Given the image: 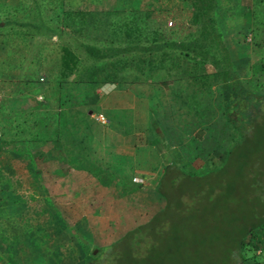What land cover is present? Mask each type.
I'll use <instances>...</instances> for the list:
<instances>
[{
	"label": "rangeland",
	"instance_id": "obj_1",
	"mask_svg": "<svg viewBox=\"0 0 264 264\" xmlns=\"http://www.w3.org/2000/svg\"><path fill=\"white\" fill-rule=\"evenodd\" d=\"M59 3L62 4L64 9L69 11H81L85 16L88 12L93 11H146L159 7L163 10H169L166 13L168 16L164 15V18H162L161 14H157V17L154 14L155 17L153 18V22L158 24V22L161 21V23L159 22L158 24L159 32L165 33L159 41H162L164 37H168L178 42L182 41L181 39L186 35V32L183 30V27L186 28V18L188 17L184 13L185 9L188 8L185 0H0L1 8L5 9L6 6L9 8L7 14H0V25H3L1 24L2 20H9L6 23L5 29L2 30V32L0 31V136L2 135V137L6 141H10V143L16 144V142L23 140L25 145H28L29 142H27V140H30L32 135L28 133L37 131L43 132L46 131V129L48 132V130L57 129V113H59V110L66 109L62 108L63 101H69V99L72 101L76 98L75 89L72 87V80L76 78L82 80L84 78L82 75L85 74L87 66H92V64H94V62L91 63V61L84 56L86 55L84 44L98 43L99 45L110 40V37L106 35L108 34L106 28H104L103 32L99 27L95 29L84 24L85 26H83L80 31H75L70 27H63L56 23L51 17L54 15V9H56V7L59 9ZM15 4H17V8L22 12H15ZM218 4L219 9L217 13L224 19L228 16L236 15V12L239 13L231 22L225 20L226 29L229 27L231 28V30H225V32L229 45L233 44L238 47L237 50L236 48L234 50L232 49L234 52L232 56L238 69L241 70L240 75L242 77H250L253 72L251 60L254 59L257 61L258 55L261 53L258 45L253 41L256 40L262 43L263 35L257 28L256 30H253L255 28L251 30V25H249V23L252 16L250 10L248 12L243 10V6L252 7L251 11L264 13V0H218ZM36 6H38L42 12L41 15H30L31 12L36 10ZM1 10L2 9H0V11ZM180 10H184V12H181V15L176 12ZM175 14H178L179 17H176ZM27 16L36 22L38 19L43 20L42 22L44 24L42 26L45 28L40 27L35 29L33 26L29 25L31 23L28 22L26 25L25 19ZM178 22H181L183 27L179 28ZM149 25L150 23H143V25H140L139 29H143L144 27L147 28ZM169 29L176 32L171 34V30L168 31ZM140 32H142V30ZM132 34L135 35V32L132 31ZM140 39H142L141 36ZM110 44H112V42ZM66 53L73 55V57L67 56V63L65 64L62 61V55ZM151 54L145 55L144 53H139L138 57H133L135 60H131L130 64L137 63L136 59H139L140 64L145 65L144 62L141 63V58L144 59L147 57L151 60H157L162 59V57L166 55L161 51H154ZM131 57L132 56H130V59ZM262 58L264 59V54ZM183 59L184 58H180L178 61L180 60L181 63ZM95 63L102 67L101 73L96 75L97 77L102 75L105 71L110 72L114 66L111 62L107 63L105 61L103 64L98 62ZM180 71L178 70L177 72ZM258 76L262 77L263 75ZM141 78L145 79L141 74L138 76H132L131 73L125 75V79L128 81H139ZM243 82H245V80H243ZM69 93L71 96H69ZM157 102L161 104L160 101ZM89 110L95 112L93 107L87 108L84 112H88ZM148 112L150 115L157 114L151 102L148 104ZM146 113L147 112H145V114ZM114 115H117V113H114ZM205 131L207 135H212L213 131L222 133V124L216 121L215 124L213 123ZM25 136H27V138H24ZM13 139L14 141H12ZM54 142L57 143V145H61L59 140H55ZM10 143H0V208L7 209L16 221L13 224L12 217L6 212L0 217L1 234H3V237L0 238V250H2L0 252V264H9L6 260L7 257L14 260L15 251L12 246L15 229L12 225L21 227L22 235L24 229H27L28 233L29 228L27 225L31 222L29 206L37 202L38 198L36 195H38V197L41 193L43 195V192L46 191V186L50 187L53 191L52 195L57 197L50 201L48 200L49 206H51L50 208L52 209L51 215L55 214L57 219L60 220H62V217L69 219L70 216L71 219H73L75 216V210H73L74 202L72 200H67L65 196L62 197L61 184L66 176L61 174L59 169L56 168L46 172L41 171L37 168L38 160H34V163H32L33 154L37 149L51 147L52 143L46 141L37 144L38 146H26L27 149L30 150L21 157L17 156V152L13 150L15 144L12 146ZM53 147L54 145H52L51 148ZM191 149H193L191 143L187 144V146L182 145V147L179 148V155L181 157L179 160L176 159V161L174 160L175 162L172 161L171 164L166 165L169 166L165 167L167 171L166 174L174 175V170L177 168H179V170H181V168H188L189 170L186 169L187 171L192 170L199 173L196 174V178L198 179L195 181L191 180V184H193L191 188L201 187V184L205 183L204 180L212 178V175L206 173V170H212L220 165L221 159H223V152L214 153L209 156L206 161H201L198 158L188 163L182 161L185 151L191 152L187 151ZM44 165L45 163L41 164L43 169ZM41 166L39 167L41 168ZM204 167L207 169L205 170ZM33 171H37V173ZM39 172L40 174H38ZM204 174H206V176L202 178ZM219 176L221 177V183L228 179V175L224 173H221ZM39 177H41V179ZM169 181V177L164 176L159 184L154 186V189L151 188V191L155 192L156 195L159 194L158 191L162 194V196L159 194L162 198H159V201L163 206L159 205L158 207V205H154L155 208H150L149 210L150 213H153L157 207V211L161 209L158 213L159 216H156L157 218H153V214L147 219V211L133 206V202H131L132 209L130 206L127 213L130 211L133 213L134 221L145 220L143 224L147 221L148 223L142 225L132 238L128 240L119 239V247L117 250H120L122 254L123 252H127V247L130 245L134 252L138 249L143 251L144 249L141 248L144 243H146L149 244L147 250H152L150 253L160 252L162 257L158 255L155 258L159 262H162V264H233L231 259L232 256L230 257L229 253L232 244L236 240V232L239 228L235 229L233 222L224 225L217 222V218H221V216L225 214V208L221 205L214 208L213 202L205 195L201 201L194 204L192 210H189L190 219L185 222L177 216L176 212L179 211L177 204L180 205L185 200H191V198L184 199L185 196L188 197V194L184 193V191L189 185V180L181 176L178 181L174 183H170ZM41 186H44L43 189ZM40 188L41 192L38 194ZM11 194L17 195L21 200L19 198L7 199L6 196H11ZM95 203H97V201H95L94 204ZM241 210H244V208ZM142 212L144 213L142 214ZM70 213H74V216H71ZM215 213L218 217H216ZM126 216L128 215L126 214ZM119 218L120 220L124 219L122 216ZM152 218L156 220L153 221ZM157 220L163 221V223L159 225L155 224L154 222ZM37 221L42 227H44L45 224L50 225L51 223H57L55 217L50 216L49 218L43 216ZM225 221L227 220L225 219ZM135 224L137 223H134V227ZM24 226H26V228H23ZM151 226H155L154 228H158V230L160 229L161 231L154 233L155 236H150L156 238V240H151L150 242V238L147 239L149 236L146 235V237H144L142 232H148ZM121 233V230L115 231L112 235L120 237ZM81 235L82 234L78 232V235L75 237L79 238V241L83 243V239L80 237ZM93 236L94 233H91L90 238L92 242L90 239L87 241L85 252L87 256L89 254H100L102 250L106 251L108 249V245L104 247L96 244L93 240ZM135 237L138 241V245L134 242L136 241ZM51 240L52 239H48V241ZM59 243L61 244V241ZM189 243L191 244L190 248L188 247ZM255 244L257 247L254 253L257 259H259V264H264L262 241L256 240ZM107 254L104 255L105 260L109 259ZM145 257L148 263L151 257ZM247 257L248 258L245 259L246 263L254 264L252 257H250V255ZM18 258L20 259L19 256ZM104 258L102 262L105 261ZM238 261L240 262L238 259L235 260V262ZM19 264L34 263L31 261H22L19 262Z\"/></svg>",
	"mask_w": 264,
	"mask_h": 264
},
{
	"label": "trees",
	"instance_id": "obj_2",
	"mask_svg": "<svg viewBox=\"0 0 264 264\" xmlns=\"http://www.w3.org/2000/svg\"><path fill=\"white\" fill-rule=\"evenodd\" d=\"M185 1L188 5L185 12L184 10L176 11L179 15L183 11L188 16L186 18V28L183 27L181 22H178V27H183L184 32H186V35L181 39L182 41L178 42L168 37H164L162 41H159L165 33L159 32L158 24L161 21L157 24L153 22V18L157 17V14H161L162 18H164V15L168 16L166 13L169 11L159 7L146 11H93L88 12L85 16L81 11L66 10L59 3V9L57 7L54 9V15L51 18L59 25L70 27L75 31H80L85 26L84 24L95 29L99 27L103 32L104 28L107 29L108 34L106 35L110 37L108 42L104 41L105 43L99 45L98 43L84 44L86 52L84 56L91 63L94 62L92 66H87L85 74L82 75L84 76L82 80L87 82L98 80L121 82L125 80V75L128 73H131L132 76L143 75L145 79L141 78L139 81L146 79L157 81L158 79L171 77L173 79H181L188 76L191 78L216 76L212 90L213 106H215L214 108L217 111L215 121L222 124L223 131L222 133L213 131L212 135H207L205 130L210 126H201L197 133L191 135L183 145L187 146V144L191 143L193 148L187 150L191 152L185 151L183 158L187 161L186 163L192 162L197 158L201 161H206L214 153L223 152V159H221L220 165L212 170H206L207 168L204 167L206 173L212 175V178L204 180L205 183H202L201 187L191 188V185H193L191 180L195 181L198 179L196 174L199 173L192 170L190 172L186 170L188 168L180 167L181 170L179 168L174 170V175L166 174L165 167L169 166H165L162 169L155 185H158L164 176L169 177L170 183L178 181L181 176L189 180V185L184 191V193L188 194V197L185 196L184 199L191 198V200H185L180 205L177 204V207H179V211L176 212L177 216L185 222L189 221V210H192L194 204L207 195L210 201L213 202L214 208L220 205L225 208V214L221 216L224 219L217 218V222L221 225L233 222L235 229L239 228L236 232V240L232 244L229 253L230 257L232 256V263L247 264L245 259L250 255L254 260V264H259V259H257L254 252L257 247L255 244L256 240L262 241V249H264V59L262 58L264 54V13L251 11L252 7L243 6L244 11L248 12L250 10L252 19L249 25H251V30L252 28H255L253 30L259 29L263 35V42L253 41L258 45L261 53H259L257 61L251 60V66L253 67L252 76L242 77L240 75L241 70L238 69L232 56L233 50L235 48L237 50L238 47L233 44L229 45L225 32V30H231L230 27L226 29L225 20L231 22L239 13L236 12V15H231L224 19L217 13L219 9L218 0ZM16 8L17 4L14 5L15 12L21 11ZM0 9H2L0 14H7L9 8L6 6L5 9L1 7ZM41 13L39 7L36 6V10L31 12L30 15L40 16ZM178 14H175L176 17H179ZM8 21V19L2 20L1 24L3 25H0L1 32L5 29ZM42 21L38 19L36 22L27 16L25 24L27 22L31 23L29 25L35 29L45 28L42 26L44 24ZM143 23H150V25L147 28L139 29ZM172 29L168 30H171V34L176 32ZM141 30L142 32H140ZM132 31L135 32V35L132 34ZM140 36L142 39H140ZM111 42L112 44H110ZM154 51H161L166 55L162 57V60H151L147 57L141 58V63L144 62L145 65L140 64L139 59H136L137 63L130 64L131 60H135L133 57H138L139 53L147 55ZM67 56L73 57V55L67 53L62 55V61L65 64L67 63ZM130 56H132L131 59ZM180 58L186 59L187 64H184V66L179 64L172 69L173 71H168L167 69L162 71V67H158L159 61L168 67L176 65ZM104 61L107 63L111 62L114 66L110 72L105 71L104 75L97 77L96 75L101 73L102 67L95 62L103 64ZM178 70L180 72H177ZM258 75L263 76L259 77ZM76 117L78 119H75ZM56 119L57 129L48 130L49 135H47V132L40 131L28 133L29 135L32 134L30 140H27L30 143L28 145H25L23 140L16 142V144L10 143L2 135L0 136V143H10L12 146L15 144L13 150L20 157L29 152L28 150L30 149H27V147L46 141H65L74 149H80L88 143L89 135L86 130H83L84 125L86 128L88 127L86 115H79L73 109H65L59 110ZM24 138H27V136ZM41 156V154L35 155L34 153L33 162L35 158L41 161ZM221 173L228 175V179L223 183H221V177L219 176ZM205 176L206 174L202 178H205ZM158 193L162 196L160 191ZM6 197L7 199L19 198L15 194L7 195ZM19 199L21 200V198ZM242 208L244 210H241ZM160 211L161 209L155 212L152 217H158ZM216 217H218L217 214ZM147 223L148 221L123 233V235L108 245L106 251L102 250L100 254L86 255L84 264H162L155 258L158 255L162 257L160 252L150 253L152 250H147L149 244L146 243L141 248L144 249L143 251L138 249L134 252L130 245L127 247V252L122 254L120 250H117L120 240L132 238L136 235V231ZM154 223L159 225L163 221L157 220ZM154 227L151 226L148 232H142L144 237L146 235L149 236L147 239L150 238V242L151 240H156V238L150 236H155L154 233L161 231ZM2 235H0V238L3 237ZM134 242L138 245L137 239ZM190 245L189 243V248L191 247ZM106 254L109 256L107 260L104 258ZM145 256L151 257L148 263L145 260ZM103 258L104 262H102ZM236 259L240 260V262H235ZM6 260L9 264H17L10 257H7Z\"/></svg>",
	"mask_w": 264,
	"mask_h": 264
},
{
	"label": "crops",
	"instance_id": "obj_3",
	"mask_svg": "<svg viewBox=\"0 0 264 264\" xmlns=\"http://www.w3.org/2000/svg\"><path fill=\"white\" fill-rule=\"evenodd\" d=\"M185 60L168 67L159 61L158 67H162V71H173L175 66L187 64ZM214 78L216 76L210 75L157 81L72 80L76 98L64 100L62 108L86 115L88 128L84 125L83 130L89 135L88 143L74 149L65 141H60L61 145L49 141L54 147L38 148L35 155H42L41 161L37 162L41 171L56 168L66 176L61 184L62 197L74 202L75 216L70 213L73 219L69 216V219L62 217L60 220L55 214L51 215L48 200L57 197L46 186L43 195H36L37 202L29 206L31 222L27 225L28 233L24 229L22 235L21 227L12 225L15 229L14 261L17 264L22 261L84 264L87 241L90 239L92 242L91 233H94L96 244L107 246L118 238L112 235L113 232L121 230L122 235L132 229L134 223L137 226L145 221H134L133 213H127L131 202L133 206L147 211V219L155 214L159 205L163 204L159 201L160 195L152 192L151 188L154 189L163 167L179 160V148L201 126H211L216 122L212 91ZM150 102L157 111L156 115L148 112ZM89 107H93L95 112H84ZM98 115L104 120L99 121ZM42 163H45V170ZM134 178L141 179V182L134 181ZM95 201L97 203L94 204ZM154 205L158 207L150 213ZM5 212L11 216L7 209L0 208V217ZM43 216L55 217L57 223L42 227L37 220ZM121 216L124 219L120 220ZM11 217L14 224L16 220ZM78 232L82 234L83 243L75 237Z\"/></svg>",
	"mask_w": 264,
	"mask_h": 264
},
{
	"label": "built area",
	"instance_id": "obj_4",
	"mask_svg": "<svg viewBox=\"0 0 264 264\" xmlns=\"http://www.w3.org/2000/svg\"><path fill=\"white\" fill-rule=\"evenodd\" d=\"M98 120L99 121H103L104 118L101 115H98ZM133 180L136 181V182H141V179H138V178H134Z\"/></svg>",
	"mask_w": 264,
	"mask_h": 264
}]
</instances>
